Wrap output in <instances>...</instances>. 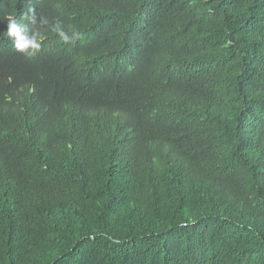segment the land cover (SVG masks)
<instances>
[{
	"label": "trees",
	"instance_id": "trees-1",
	"mask_svg": "<svg viewBox=\"0 0 264 264\" xmlns=\"http://www.w3.org/2000/svg\"><path fill=\"white\" fill-rule=\"evenodd\" d=\"M0 264H264V0H0Z\"/></svg>",
	"mask_w": 264,
	"mask_h": 264
},
{
	"label": "clouds",
	"instance_id": "clouds-1",
	"mask_svg": "<svg viewBox=\"0 0 264 264\" xmlns=\"http://www.w3.org/2000/svg\"><path fill=\"white\" fill-rule=\"evenodd\" d=\"M28 3L30 5L31 0H28ZM20 19H26L29 23L21 24L13 13L5 14L3 20L7 22V29L3 35L12 40L13 49L26 59H31L41 49L44 39V35L40 30L42 25L49 26L50 31L55 33L59 40L65 44H75L81 37L78 30L71 26L66 28L62 21L50 22L43 16L38 20L35 9L31 6L27 7V11L21 13Z\"/></svg>",
	"mask_w": 264,
	"mask_h": 264
}]
</instances>
